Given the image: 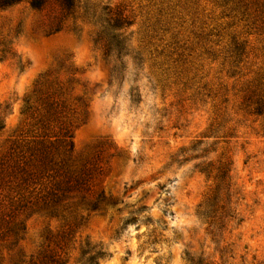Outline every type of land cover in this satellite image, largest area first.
<instances>
[{"label": "rangeland", "instance_id": "rangeland-1", "mask_svg": "<svg viewBox=\"0 0 264 264\" xmlns=\"http://www.w3.org/2000/svg\"><path fill=\"white\" fill-rule=\"evenodd\" d=\"M29 1L0 8V264H264V0Z\"/></svg>", "mask_w": 264, "mask_h": 264}, {"label": "trees", "instance_id": "trees-1", "mask_svg": "<svg viewBox=\"0 0 264 264\" xmlns=\"http://www.w3.org/2000/svg\"><path fill=\"white\" fill-rule=\"evenodd\" d=\"M66 16L74 14L79 0H55ZM19 0H0V8L7 7L18 3ZM48 0H30L29 5L34 10H39L46 5ZM86 14V13H85ZM88 15V13H87ZM99 25V30L95 34L93 42L99 45L103 52L104 60L110 64L111 62L119 61L124 51L126 50V38L124 37V28L130 26V22L121 13H117L115 17L102 19L97 18L95 21ZM56 29L55 32H58ZM117 72L116 65H112L110 69L111 75ZM3 128V123L0 121V130ZM72 148V143L69 144ZM174 156L172 160L174 161ZM204 173V172H201ZM217 184L214 193L205 204L198 207L197 216L204 220L209 226L222 230L228 221L234 220L233 210H231V181L229 169L223 166L219 169L216 176ZM92 209H97V204L92 206ZM104 254H98V257H103ZM87 264H93V259H88Z\"/></svg>", "mask_w": 264, "mask_h": 264}]
</instances>
